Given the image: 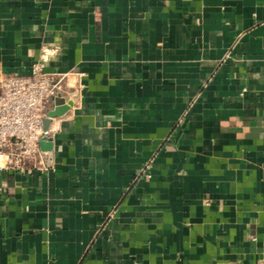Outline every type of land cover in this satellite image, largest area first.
<instances>
[{"label":"crops","instance_id":"1","mask_svg":"<svg viewBox=\"0 0 264 264\" xmlns=\"http://www.w3.org/2000/svg\"><path fill=\"white\" fill-rule=\"evenodd\" d=\"M36 61L77 74L0 264H264V0H0V76Z\"/></svg>","mask_w":264,"mask_h":264},{"label":"built area","instance_id":"2","mask_svg":"<svg viewBox=\"0 0 264 264\" xmlns=\"http://www.w3.org/2000/svg\"><path fill=\"white\" fill-rule=\"evenodd\" d=\"M70 72H48L36 61L28 75L0 76V172L54 171L42 137L57 129L58 117H48L54 99L62 97ZM63 98V97H62ZM48 126L44 128V120Z\"/></svg>","mask_w":264,"mask_h":264},{"label":"water","instance_id":"3","mask_svg":"<svg viewBox=\"0 0 264 264\" xmlns=\"http://www.w3.org/2000/svg\"><path fill=\"white\" fill-rule=\"evenodd\" d=\"M54 103H55V107L50 110L47 114L48 117H58L63 115L71 106V101H67L65 102L64 99L62 97H56L54 99ZM49 121L46 119L44 120V128L46 129L48 126ZM40 147L42 150L46 151L50 149V138L49 137H42V139L40 140Z\"/></svg>","mask_w":264,"mask_h":264}]
</instances>
